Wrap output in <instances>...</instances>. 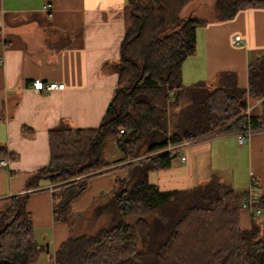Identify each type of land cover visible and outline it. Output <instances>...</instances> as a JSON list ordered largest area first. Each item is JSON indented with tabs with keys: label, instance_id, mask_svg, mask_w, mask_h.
<instances>
[{
	"label": "trees",
	"instance_id": "trees-1",
	"mask_svg": "<svg viewBox=\"0 0 264 264\" xmlns=\"http://www.w3.org/2000/svg\"><path fill=\"white\" fill-rule=\"evenodd\" d=\"M190 1L126 0L119 56L111 65L116 85L104 115L93 129L61 125L49 131L47 165L0 213V264H35L44 253L25 209L29 192L39 191L42 181L62 188L53 194L51 214L54 222H67L69 201L86 180L119 167L125 176L114 177L109 196L91 208L86 229H75L47 264H264V225L258 216L248 229L238 223L248 202L264 213V189L254 185L249 199V189L237 191L214 174L192 188L167 192L147 180L173 157L146 156L168 145L236 135L241 125L264 131V53L247 62L245 89L227 73L213 85H182L181 66L194 52L196 29L205 24L180 15ZM211 1L216 22L239 10H264V0ZM107 143L116 158L106 157Z\"/></svg>",
	"mask_w": 264,
	"mask_h": 264
},
{
	"label": "crops",
	"instance_id": "crops-1",
	"mask_svg": "<svg viewBox=\"0 0 264 264\" xmlns=\"http://www.w3.org/2000/svg\"><path fill=\"white\" fill-rule=\"evenodd\" d=\"M125 2L0 0V144L6 149L0 160L7 162L0 166V213L8 208L7 199L24 194L26 180L47 165L49 131L61 125H99L116 85L111 65L119 56ZM263 53L264 10H239L227 21L206 24L198 39L195 35L194 52L181 66V82L213 85L227 73L245 89L247 62ZM34 80L63 89L36 93ZM181 155L184 161L173 158L167 169L150 172L148 183L163 192L185 190L229 170L227 184L233 189L247 191L251 181L264 189V131L253 133L243 146L234 134L197 140ZM123 176L119 167L88 178L69 201L67 222H54L51 214L53 194L62 188L52 190L53 184L42 181L39 191L29 192L25 209L35 241L44 247L39 258L49 259L73 234L69 222L74 218L81 219L76 229L86 226L91 208L109 196L114 177ZM251 216L245 209L238 212L240 229L249 228ZM257 218L264 225V213Z\"/></svg>",
	"mask_w": 264,
	"mask_h": 264
},
{
	"label": "built area",
	"instance_id": "built-area-1",
	"mask_svg": "<svg viewBox=\"0 0 264 264\" xmlns=\"http://www.w3.org/2000/svg\"><path fill=\"white\" fill-rule=\"evenodd\" d=\"M233 41H238V37H235ZM63 89V85L56 84V83H46L44 84L40 80H34L31 84V90L36 93H42V92H53V91H61ZM248 111H246L247 113ZM120 134L123 133L122 130L119 131ZM255 132L251 131L248 127L245 125H241L239 128L238 133L235 135L237 139V143L239 146H243L245 142L249 139V137ZM197 140H190L185 141L182 143L174 144V145H168L165 148L161 149L160 151L150 153L146 157H154L157 155H170L173 158H178L180 161H184V156L181 155V152L188 147L190 144L195 143ZM142 158V157H141ZM7 164L6 160H0V166L4 167ZM254 182H249V199H252L255 197V192L253 191ZM53 186L50 187V189ZM242 209L248 210L251 212L252 216L257 217L260 215V211L257 209H251L250 202L247 204H244L242 206ZM251 216V217H252Z\"/></svg>",
	"mask_w": 264,
	"mask_h": 264
},
{
	"label": "rangeland",
	"instance_id": "rangeland-1",
	"mask_svg": "<svg viewBox=\"0 0 264 264\" xmlns=\"http://www.w3.org/2000/svg\"><path fill=\"white\" fill-rule=\"evenodd\" d=\"M214 6L211 0H192L189 3H187V5L182 9L181 11V16L185 17L187 15H193L198 17L200 20H202L203 22H205V24L201 27H198L196 29V39H198L200 37V34L202 32V28L205 27L206 24L215 22V12H214ZM195 83H192V85ZM183 85V83H182ZM184 87H189L191 85H183ZM251 104V102H250ZM249 104V105H250ZM251 106V105H250ZM105 155L107 158L109 159H114L118 156L115 147H113L112 143H107L106 145V149H105ZM229 170H224V171H218L215 174L217 176H219V180L224 182V183H228L229 182ZM154 176H152L153 178ZM228 177V178H227ZM228 181V182H227ZM151 184H154L152 181H150ZM249 189V184H248V188ZM79 217L74 218L71 222V228L70 229H76V225L80 222L81 219H78ZM103 219H99L98 223H101L100 225L104 224L103 221L106 220V217L103 216ZM99 225V226H100ZM83 227V226H82ZM88 228V227H87ZM83 229H86V227ZM74 234V233H73ZM73 236V235H72ZM49 259H45L42 260L41 258H39V260L35 263V264H41L44 263L46 264V262H48Z\"/></svg>",
	"mask_w": 264,
	"mask_h": 264
}]
</instances>
